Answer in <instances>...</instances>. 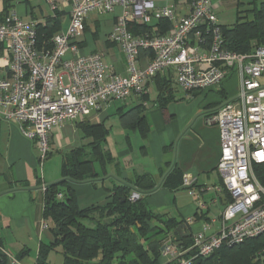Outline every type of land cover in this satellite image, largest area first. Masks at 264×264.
I'll return each mask as SVG.
<instances>
[{
  "label": "built area",
  "instance_id": "obj_1",
  "mask_svg": "<svg viewBox=\"0 0 264 264\" xmlns=\"http://www.w3.org/2000/svg\"><path fill=\"white\" fill-rule=\"evenodd\" d=\"M47 1L53 10L59 8L57 0ZM66 4L70 5L68 28L46 46L38 43L40 21L24 20L16 11L0 21V117L16 122L35 141L43 164L51 152L54 128L148 91V81L158 73L175 71V82L189 93L220 87L237 73V95L208 119L220 130L218 169L230 196L223 227L210 237L204 231L196 233L188 248L168 239L162 256L171 264H193L195 258L208 257L224 245L263 234L264 185L253 165L264 163V84L259 80L264 77V44L246 54L225 49L214 0H191L189 15L180 19L174 9L156 6L153 0H66ZM117 6L123 7V13L109 38L126 53V75L113 73L99 53L82 55L78 46L89 15L113 12ZM153 19L174 22L172 32L138 36L131 32L132 23L149 24ZM141 49L153 52L143 68L138 65ZM69 53L73 56L67 58ZM183 184L196 195L195 177L186 173ZM140 196L135 190L131 200Z\"/></svg>",
  "mask_w": 264,
  "mask_h": 264
},
{
  "label": "crops",
  "instance_id": "obj_2",
  "mask_svg": "<svg viewBox=\"0 0 264 264\" xmlns=\"http://www.w3.org/2000/svg\"><path fill=\"white\" fill-rule=\"evenodd\" d=\"M43 1L0 0V21L12 11H16L24 20H38L43 25L48 24V19L54 20L58 16L61 25L55 35L66 31L70 21V5L66 4V0H57L59 8L53 10L51 6L48 9ZM153 1L156 6L174 9L177 19L189 15L191 10V0ZM214 4L219 24L223 25L220 7L234 4L237 7V0H214ZM122 13L121 6L108 13L93 11L87 19L85 34L79 39L78 46L82 55L99 53L113 73L126 75V53L109 38ZM158 21L153 19L147 24L152 26V31L145 33L162 35L160 26H157ZM137 25L144 24L132 23L130 27ZM173 27L174 22L163 35L171 33ZM133 30L135 32V28ZM134 32L136 36L145 34ZM72 56L69 53L66 57ZM152 57V51L141 49L139 67L147 66ZM162 74L173 79L175 95L166 109L157 102L159 92L156 78L153 77L147 83V101L135 94L125 102L119 101L113 111H110L113 106L106 105L88 116H80L54 128L50 136L51 152L47 159L60 154L63 165L66 153L93 141L81 125H102L108 130L103 147L112 155L114 162L108 164L105 170L100 163L95 164L100 174L96 181L72 183L79 206L87 208L105 205L114 185L127 183L136 186L138 176L150 174L157 188L148 195L147 204L153 211L184 221L183 232L178 233L177 237L171 232L166 237H176V243H183V239L192 240L201 231L207 237L213 236L223 227L222 215L230 196L218 169L221 158L220 130L209 123L208 119L225 101L237 95L240 78L231 73L220 87L197 89L189 93L175 82V71ZM143 102L146 136L140 128L124 127L121 123L123 113ZM113 115L118 116L120 122L119 134L123 138L121 146L118 142L111 143ZM39 156L40 150L35 141L27 138L17 123L0 117V240L14 258L26 250L25 256L18 261L20 264H35L40 245L51 243L54 239L44 217L43 186L63 178L62 166L61 170H51L52 159L46 161L47 164L45 161L41 164ZM44 164L47 166L43 167ZM186 173L196 179V195H192L191 189L183 184ZM189 218L193 219L191 224L187 222ZM9 264H15L10 257ZM161 264H167V259L162 257Z\"/></svg>",
  "mask_w": 264,
  "mask_h": 264
},
{
  "label": "trees",
  "instance_id": "obj_3",
  "mask_svg": "<svg viewBox=\"0 0 264 264\" xmlns=\"http://www.w3.org/2000/svg\"><path fill=\"white\" fill-rule=\"evenodd\" d=\"M251 3L256 4V0ZM242 4L237 0V19L233 24L219 25L224 48L246 54L255 46L264 44V1L251 10H243ZM245 11L253 12V17L247 18L243 15ZM158 22L162 35L172 26L167 19ZM60 25L58 16L54 20L48 19L46 25L40 24L39 46H46ZM133 28L136 34L152 31V26L147 24L131 26L132 32ZM154 77L159 92L157 102L166 109L168 102L175 99L173 79L162 73ZM148 94L145 91L138 95L147 101ZM121 123L124 127L140 128L146 136L144 102L123 113ZM81 126L93 141L66 153L62 165L63 178L47 185L44 217L54 239L40 245L35 264H54L50 260L54 251L62 254L60 264H161L167 235L175 233L184 221L149 208L146 199L157 188L152 175L138 176L136 186L127 183L114 185L105 205L79 206L72 183L96 181L100 174L95 164L100 163L105 170L114 162L112 155L103 147L108 130L102 125ZM253 168L258 181L264 185V163H254ZM135 190L141 196L132 201L131 194ZM176 237L169 239L176 242ZM192 243L191 239H183L179 247L188 248ZM26 253V250L22 251L15 259L19 261ZM9 255L0 240V264H9ZM193 264H264V233L239 244L224 245L208 257L195 258Z\"/></svg>",
  "mask_w": 264,
  "mask_h": 264
},
{
  "label": "rangeland",
  "instance_id": "obj_4",
  "mask_svg": "<svg viewBox=\"0 0 264 264\" xmlns=\"http://www.w3.org/2000/svg\"><path fill=\"white\" fill-rule=\"evenodd\" d=\"M43 1V0H42ZM244 4H242V9L243 10H251V9H254L255 8V5H259L262 1L264 0H256V4L254 3H251L249 4V2H251L252 0H241ZM41 2V0H40ZM43 4L46 5V7L49 9L50 8V5L49 3L47 4V1H43ZM220 18H221V22L224 23V24H230V23H233L236 21L237 19V7L236 5H226V6H222L220 7ZM243 15H247L249 19H251L253 17V12H247L245 11V13ZM234 75H236L238 77V74L237 73H234ZM260 82L262 84H264V77L260 78L259 79ZM153 92V90H152ZM154 93H155V90H154ZM155 96V95H154ZM119 101H115V102H111L108 104V107H112L110 109V111H113L116 109L117 107V103ZM112 114V113H110ZM112 123L114 124L113 126V136H112V139H111V143H114V142H118L119 144L118 145H122L123 144V138H121L122 136L119 134V130H120V122H119V119H118V116L116 117V115H113L112 117ZM113 148H117V147H113ZM49 159H52L51 163H50V168L51 170H54V171H57L61 168L62 166V156L60 154H54L52 157L50 156V158H48L47 160H45L44 163L47 164L46 161H48ZM43 165V167H45V165ZM47 166V165H46ZM41 167V168H43ZM61 170V169H60ZM62 254L60 252H57V251H54L51 253V256H50V260H52V262L54 264H60L61 261H62Z\"/></svg>",
  "mask_w": 264,
  "mask_h": 264
},
{
  "label": "water",
  "instance_id": "obj_5",
  "mask_svg": "<svg viewBox=\"0 0 264 264\" xmlns=\"http://www.w3.org/2000/svg\"><path fill=\"white\" fill-rule=\"evenodd\" d=\"M183 228H184V226L182 225V226H180L179 228H178V230L175 232V235H177L178 233H181V232H183ZM189 234V233H188ZM181 243H177V245H180Z\"/></svg>",
  "mask_w": 264,
  "mask_h": 264
}]
</instances>
